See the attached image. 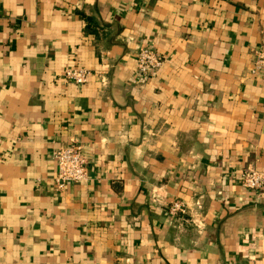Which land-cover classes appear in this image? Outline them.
<instances>
[{"label": "crops", "instance_id": "obj_1", "mask_svg": "<svg viewBox=\"0 0 264 264\" xmlns=\"http://www.w3.org/2000/svg\"><path fill=\"white\" fill-rule=\"evenodd\" d=\"M259 48L264 0H0V264H264ZM69 140L87 180L57 188Z\"/></svg>", "mask_w": 264, "mask_h": 264}, {"label": "built area", "instance_id": "obj_2", "mask_svg": "<svg viewBox=\"0 0 264 264\" xmlns=\"http://www.w3.org/2000/svg\"><path fill=\"white\" fill-rule=\"evenodd\" d=\"M253 62L250 72L258 75L264 86V48L252 50ZM164 58L147 45L138 48L136 54V68L139 75L150 70H156L163 64ZM90 76V70L81 66H72L64 69L61 79L64 84L81 85ZM142 80L140 76L139 81ZM55 164V183L62 188L65 183H77L87 180L86 158L82 144L76 140H69L66 144L56 147L51 152ZM240 184L248 189L259 192L264 187V171L246 167L239 173ZM185 205L179 200L168 203L167 211L172 217L186 212Z\"/></svg>", "mask_w": 264, "mask_h": 264}]
</instances>
